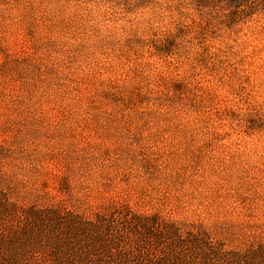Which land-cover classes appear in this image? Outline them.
<instances>
[{
  "label": "rangeland",
  "instance_id": "374dc122",
  "mask_svg": "<svg viewBox=\"0 0 264 264\" xmlns=\"http://www.w3.org/2000/svg\"><path fill=\"white\" fill-rule=\"evenodd\" d=\"M257 1L0 0V244L18 264L259 261Z\"/></svg>",
  "mask_w": 264,
  "mask_h": 264
},
{
  "label": "trees",
  "instance_id": "16d2710c",
  "mask_svg": "<svg viewBox=\"0 0 264 264\" xmlns=\"http://www.w3.org/2000/svg\"><path fill=\"white\" fill-rule=\"evenodd\" d=\"M259 6H263L264 7V0H258L257 2H255V7L258 8ZM251 7L254 8V6H251ZM127 215L128 214H120L119 212H117V216L126 217ZM104 221H105V219L98 218L97 225L94 224L93 226L95 228H97V227L99 228V227H101L103 225V223H106ZM62 222L63 221H61L59 223H54V225L62 224ZM69 222H71V224L74 226L75 232H81L80 231V226L78 225V221L77 222H73V221L70 220ZM173 229H176V228L168 227L167 231L168 232L172 231L171 233H175L176 230H173ZM3 235H0V238H3ZM191 240L194 241V238H191ZM59 241L61 243L60 244L61 249H64L65 247L73 249V247H74V246H71L68 238H66L64 240L59 239ZM183 241H187V240H183ZM195 241H196V239H195ZM163 242H165V241L164 240L161 241V244ZM7 244L8 245H12V243L10 241H7ZM165 247L167 249H170L171 245H166ZM102 251L104 252V251H106V249H102ZM83 252H84L83 249H80L78 254L82 255ZM134 252L135 253L131 254V255L130 254L129 255L123 254L120 257V258H122V264H160L159 262H156L152 256L144 254V252L139 250V249L134 250ZM104 253L107 254V252H104ZM110 253H111V255H114L112 252H110ZM217 254L218 255H215V256L211 257V259H212L214 264H222V262L225 263V264H229L227 258L224 255H221L218 252H217ZM72 255H75V254H71V255L63 254L62 260L60 262L56 263V264H84V263H81L79 261H75L74 258H73V261H69L68 259ZM91 256H92V254L88 251L82 257L85 260H91ZM220 260H222V262ZM157 261H158V259H157ZM233 263L237 264V259L233 260ZM0 264H18L17 252L15 250H8L3 244H0ZM94 264H95V262H94ZM104 264H110V260L109 259H105L104 260ZM251 264H264V247L261 248L260 251H259V261L255 262V263L251 262Z\"/></svg>",
  "mask_w": 264,
  "mask_h": 264
}]
</instances>
